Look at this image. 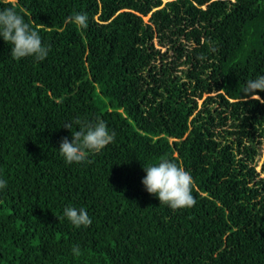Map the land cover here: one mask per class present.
<instances>
[{
  "label": "trees",
  "instance_id": "obj_1",
  "mask_svg": "<svg viewBox=\"0 0 264 264\" xmlns=\"http://www.w3.org/2000/svg\"><path fill=\"white\" fill-rule=\"evenodd\" d=\"M11 6L50 50L15 60L0 38V264H264V104L241 98L264 75V0ZM76 13L86 28L65 24ZM76 119L116 135L66 163ZM164 159L193 177V207L145 190L143 167ZM67 206L91 225L74 227Z\"/></svg>",
  "mask_w": 264,
  "mask_h": 264
},
{
  "label": "clouds",
  "instance_id": "obj_2",
  "mask_svg": "<svg viewBox=\"0 0 264 264\" xmlns=\"http://www.w3.org/2000/svg\"><path fill=\"white\" fill-rule=\"evenodd\" d=\"M8 7L0 9V38L11 45L10 54L13 59L34 57L36 61H43L50 48L42 44L39 30L30 26L19 12L11 6L15 0H8ZM65 24H74L84 29L88 24L86 14L76 13L65 18ZM198 59H204L203 54ZM257 91H264V75L246 81L241 90L242 100H256L264 104V99L257 95ZM79 130H72V123H65L63 127L71 131V140L62 137L59 143V154L66 163L85 162L88 153H98L114 141L116 133L110 132L105 122L97 120L90 122L76 119ZM90 162V161H88ZM145 176L141 183L149 194H154L161 204H166L173 210L193 207L196 203L192 195L193 177L183 167L167 159L156 165L143 167ZM7 181L0 179V189L5 188ZM74 227L89 226L92 223L84 208L77 209L67 206L63 210ZM73 254L80 255L78 246L73 247Z\"/></svg>",
  "mask_w": 264,
  "mask_h": 264
},
{
  "label": "rangeland",
  "instance_id": "obj_3",
  "mask_svg": "<svg viewBox=\"0 0 264 264\" xmlns=\"http://www.w3.org/2000/svg\"><path fill=\"white\" fill-rule=\"evenodd\" d=\"M163 1H165V0H163ZM147 18H148V16H144V20H147ZM153 43H154V46L155 47H157V48L159 47L160 48V52L166 51L167 48L165 46L158 45L156 38H154ZM167 54L169 55V53H167ZM206 95H207V93H205V92L202 93V96L197 99L198 104H200V102L202 101V99ZM263 155H264V141L261 143V153L255 159V162H256L255 163V168H256V170H259L260 169L261 162H262V159H263Z\"/></svg>",
  "mask_w": 264,
  "mask_h": 264
}]
</instances>
